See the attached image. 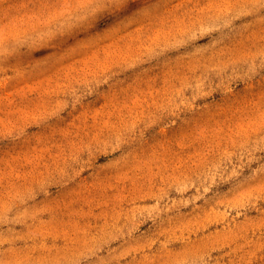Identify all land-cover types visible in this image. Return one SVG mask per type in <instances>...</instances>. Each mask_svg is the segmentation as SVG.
<instances>
[{"label":"rangeland","instance_id":"1","mask_svg":"<svg viewBox=\"0 0 264 264\" xmlns=\"http://www.w3.org/2000/svg\"><path fill=\"white\" fill-rule=\"evenodd\" d=\"M0 264H264V0H0Z\"/></svg>","mask_w":264,"mask_h":264}]
</instances>
